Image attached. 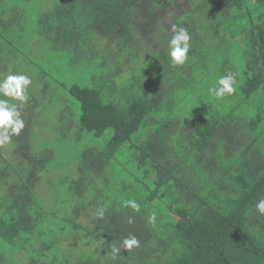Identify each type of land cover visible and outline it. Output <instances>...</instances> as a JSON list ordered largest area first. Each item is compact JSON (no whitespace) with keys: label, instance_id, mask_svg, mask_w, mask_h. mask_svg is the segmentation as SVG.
<instances>
[{"label":"trees","instance_id":"obj_1","mask_svg":"<svg viewBox=\"0 0 264 264\" xmlns=\"http://www.w3.org/2000/svg\"><path fill=\"white\" fill-rule=\"evenodd\" d=\"M147 1L65 0L40 16L39 35L70 56L37 69L44 94L13 101L25 128L9 143L18 164L0 153V264H264V0L188 2L174 21L192 36L182 66L155 11L178 3ZM230 72L234 107L208 91ZM54 98L64 138H31ZM130 234L140 243L126 251ZM71 239L94 244L80 257Z\"/></svg>","mask_w":264,"mask_h":264},{"label":"rangeland","instance_id":"obj_2","mask_svg":"<svg viewBox=\"0 0 264 264\" xmlns=\"http://www.w3.org/2000/svg\"><path fill=\"white\" fill-rule=\"evenodd\" d=\"M64 1L65 0H27L25 2L24 0H0V13H2V20L6 22L5 24H2L0 22V80L5 79L8 75H28L32 80V84L29 86V91H27V95L29 96V100L27 101V103L29 104L31 98L34 95H41V91L43 92L45 86H48V81H40V78L37 74V69L46 68L49 70V67H53L54 63L57 64L58 62H63L69 59L70 55L66 51L60 50V52L58 53V48L53 49V46L48 44L46 38L41 37L39 35L40 31H38V21L40 19V16H46L50 14L57 7H60L64 3ZM191 1L193 0H176V3L178 4L174 5L173 3L167 13L166 9H155L158 18L162 19V21L159 22L158 27H167L165 29L166 38L163 37L164 40L166 39V43L168 42L167 40L169 38V35H172L170 31L171 25L175 24L174 21H176L179 17H182L186 13H189L190 10L188 2ZM26 4L29 5V8L27 10ZM149 5L150 1L148 0L146 2V12L150 11L148 9ZM196 6L199 7V4H197ZM161 28L163 29L164 27ZM158 39H162L161 34L156 36V41H158ZM149 44H151V42ZM81 77L83 80H87L86 78H88V76H85V73L81 74ZM32 91L38 93L35 94ZM2 98L10 99L0 95V99ZM54 99V105L45 110L44 117L39 120L35 128V133L31 138H64L59 135L57 129L59 127L65 126H61L60 112L62 110H65L67 106H65V104L63 105V103H60L61 100L59 98ZM225 100L227 107H234L238 102V99L235 98L234 95L226 96ZM23 106L24 105L22 104L17 105L18 110L21 112V116L24 114ZM69 106L72 109V112H70L69 115H73L75 119L77 114V106L74 105V108L71 104H69ZM238 113L240 114L239 110ZM22 118H24V116H22ZM74 124L76 123L74 122ZM232 133L233 132L230 131L227 134L228 138H230L229 136H232ZM68 134H71L68 138H74L72 133L68 132ZM234 134H237L236 131H234ZM235 139H237L236 141H238L239 144L243 146L245 145V143H253V140L251 138H232V140ZM34 143L39 145V140L36 139ZM87 144L90 145L91 142L89 141L87 142ZM83 145L84 144H82L81 146ZM255 146H257V144H255ZM15 150L16 148L11 144H6L3 147H0L1 156L14 160V164L17 165V156L14 157L15 155H13V153L17 152ZM45 175L54 176V178H56V182L64 179L65 177L64 174H62V172L58 170H56L55 174L53 172H50L49 174L46 173ZM42 185H45V181L43 180V178L40 179L37 183V190L40 191ZM46 191L47 189L46 187H44L42 190V195L47 199ZM71 207L73 208L74 205ZM71 207L69 208L68 206L58 205V210H61L62 212H71ZM84 217V215H80L79 220L85 222L86 219H84ZM74 237L75 236H72V238ZM74 242L75 240L71 239V241L69 240L67 244L70 248L73 247L74 249H77L78 253L76 256L80 257L84 256L85 251H89L90 249H92V246L94 244L93 242L87 244L85 242L79 241H76V243L73 244Z\"/></svg>","mask_w":264,"mask_h":264},{"label":"clouds","instance_id":"obj_3","mask_svg":"<svg viewBox=\"0 0 264 264\" xmlns=\"http://www.w3.org/2000/svg\"><path fill=\"white\" fill-rule=\"evenodd\" d=\"M172 33L168 41V55L174 66H182L189 59L188 53L191 48L190 41L192 36L187 28L172 24L170 27ZM236 73L222 75L216 85L208 89L209 94L217 100H223L226 96H232L237 92ZM32 84L31 78L26 74L8 75L5 79L0 80V95L10 99H0V147L9 144L13 136H18L25 128V121L18 110L17 104L13 101L26 103L29 100L27 91ZM122 207L131 208L134 212L141 211V205L135 199H127L123 202ZM256 211L264 216V198L259 199L255 204ZM104 209L101 208L97 213L98 219L104 218ZM131 223V221H129ZM149 222L155 224L156 214L149 217ZM139 240L135 235H129L123 239L122 245L124 250L131 251L134 247H139ZM112 258L115 260L121 249L112 246Z\"/></svg>","mask_w":264,"mask_h":264}]
</instances>
